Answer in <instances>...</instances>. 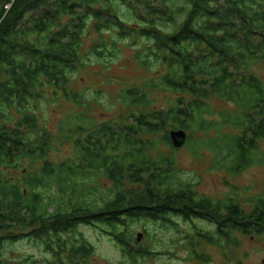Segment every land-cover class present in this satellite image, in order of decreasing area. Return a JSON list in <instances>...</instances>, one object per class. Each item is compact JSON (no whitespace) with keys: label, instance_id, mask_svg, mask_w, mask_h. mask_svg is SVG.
Wrapping results in <instances>:
<instances>
[{"label":"trees","instance_id":"trees-1","mask_svg":"<svg viewBox=\"0 0 264 264\" xmlns=\"http://www.w3.org/2000/svg\"><path fill=\"white\" fill-rule=\"evenodd\" d=\"M88 29L113 37L84 50ZM120 41L156 75L121 91L116 118L95 122L68 85L90 60L116 56ZM261 61L264 0H0V264H12L4 243L21 238L50 254L40 264H84L93 246L71 238L81 224L99 226L131 259L156 254L130 244L138 240L128 228L141 219L192 222L197 245L237 246L234 233L264 241L263 196L248 207L235 195L202 196L179 175L174 153L158 151L173 147L169 130L183 129L193 158L210 152L208 170L236 176L264 164V86L253 72ZM48 90L80 109L60 119L56 133L34 113ZM157 92L179 97L159 108ZM214 98L234 108L214 111ZM68 145L69 158L48 159ZM26 260L15 264H36Z\"/></svg>","mask_w":264,"mask_h":264},{"label":"rangeland","instance_id":"rangeland-1","mask_svg":"<svg viewBox=\"0 0 264 264\" xmlns=\"http://www.w3.org/2000/svg\"><path fill=\"white\" fill-rule=\"evenodd\" d=\"M103 37L111 41L112 34L102 36L91 29L84 35V50L91 43L98 42ZM119 52L107 60H90L87 65L72 75L68 88L83 95L87 113L95 122L114 119L124 109L119 101V94L125 88L143 85L149 79L155 78L156 68L147 70L135 58L136 48L129 46L126 41L118 44ZM254 74L264 86V62L253 64ZM54 93V92H53ZM48 90L44 98L36 103L34 113L38 117L41 127L56 133L57 123L65 115L80 110L72 102L66 101L60 91L53 94ZM156 105L159 108H168L179 95L170 92L154 93ZM214 111L234 108L231 103L214 98L211 102ZM158 146V144H157ZM259 149L264 150V139L259 142ZM158 151L163 154L174 153L176 168L184 180L194 182L195 190L202 196L212 199H224L227 195H235L241 204L255 197H264V164L254 165L242 173L232 176L227 172L208 170L211 154L207 150L201 152L197 159L183 145L179 148L160 144ZM73 151L71 146H63L49 154L48 159L59 162L69 158ZM24 166L28 164L24 162ZM37 166L35 165L34 168ZM14 179L20 178L19 172L7 171ZM108 184L105 179L100 184ZM243 202V203H242ZM247 204H245L246 206ZM248 207V206H246ZM176 227H164L160 222L138 220L128 228L136 238L141 233L140 240L130 244L134 248L148 247L155 252L153 256H137L135 259L125 255L120 246L105 234L97 225H78L72 232V239L83 237L93 246V252L84 264H264V241L255 236L234 233L238 240L237 246H217L207 243L196 244V235L193 233L192 222L176 218ZM198 227L211 229V226L201 220H194ZM199 231V230H198ZM191 240L196 252L205 253L209 261L201 262L193 257L191 247L187 245ZM3 257L15 264L22 259L35 261L40 264L44 258L51 259L49 253L43 250L41 244L21 238L3 245ZM165 251V252H164Z\"/></svg>","mask_w":264,"mask_h":264},{"label":"water","instance_id":"water-1","mask_svg":"<svg viewBox=\"0 0 264 264\" xmlns=\"http://www.w3.org/2000/svg\"><path fill=\"white\" fill-rule=\"evenodd\" d=\"M186 135H187L186 131L183 129H171V130H169V138H170L171 144L175 148H179L182 145H184V143L186 141ZM141 236H142L141 233H137L136 239L140 240Z\"/></svg>","mask_w":264,"mask_h":264}]
</instances>
